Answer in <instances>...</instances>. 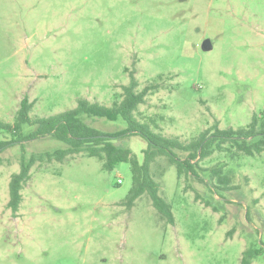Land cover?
<instances>
[{"label": "rangeland", "instance_id": "374dc122", "mask_svg": "<svg viewBox=\"0 0 264 264\" xmlns=\"http://www.w3.org/2000/svg\"><path fill=\"white\" fill-rule=\"evenodd\" d=\"M132 71L138 91L158 86L134 114L156 133L188 143L215 125L246 127L264 115V0H0L1 122L13 123L24 99L31 118L79 99L109 107ZM84 122L105 133L126 127ZM17 140L0 131V141ZM113 143L142 162L141 138ZM66 147L47 137L0 151V264H240L245 250L264 264V153L216 152L196 177L180 178L158 158L151 174L170 223L146 195L127 208V163L105 171L85 153L48 161ZM22 156L36 161L12 213L8 183ZM217 168L233 190L209 186Z\"/></svg>", "mask_w": 264, "mask_h": 264}, {"label": "trees", "instance_id": "16d2710c", "mask_svg": "<svg viewBox=\"0 0 264 264\" xmlns=\"http://www.w3.org/2000/svg\"><path fill=\"white\" fill-rule=\"evenodd\" d=\"M138 87V81L132 71L129 73L128 84L122 86V99L119 102L107 107L79 99L75 108L47 118H31L33 104L24 99L20 103L13 123L0 121L1 132L18 138L17 142L0 141V151L15 143L51 137L67 147L46 154L48 161L60 162L67 156L85 153L87 157L101 161L102 169L105 171H112L117 164L127 163L132 180L131 188L125 198L127 208L133 207L136 200L146 195L159 215L170 223H173L171 207L159 196V185L151 174V165L158 158H165L170 165H173L177 178H180L182 175L196 177L199 163L216 152L230 154V157L237 154L253 157L264 153V115L253 117L251 123L243 128L219 130L215 125L201 132L190 142L184 143L178 138H169L154 132L151 129V126L157 129L154 121L150 125L136 119L134 114L138 107L145 102L148 94L158 88L157 84H149L138 91ZM84 118H102L110 122L120 119L126 127L116 133H105L85 123ZM24 125L34 128V131L24 136L21 131ZM133 136L146 142V148L142 150L141 163L130 149L113 143ZM178 153L186 156H180ZM35 161V158H31L26 163L22 156L19 171L10 177L7 208L12 213H16L20 207L21 191L30 179V169ZM221 171V168L211 170L208 177L209 186L216 191L233 190L229 186V179L222 175ZM215 177L217 184L214 183ZM253 255L245 250L240 264H251Z\"/></svg>", "mask_w": 264, "mask_h": 264}, {"label": "water", "instance_id": "95a60500", "mask_svg": "<svg viewBox=\"0 0 264 264\" xmlns=\"http://www.w3.org/2000/svg\"><path fill=\"white\" fill-rule=\"evenodd\" d=\"M202 49H203L204 51L210 50L209 43H208V42H205V43L202 45Z\"/></svg>", "mask_w": 264, "mask_h": 264}, {"label": "built area", "instance_id": "2783aa9c", "mask_svg": "<svg viewBox=\"0 0 264 264\" xmlns=\"http://www.w3.org/2000/svg\"><path fill=\"white\" fill-rule=\"evenodd\" d=\"M118 183H120V180L118 181Z\"/></svg>", "mask_w": 264, "mask_h": 264}]
</instances>
